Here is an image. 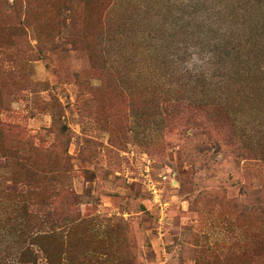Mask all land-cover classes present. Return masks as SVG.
Masks as SVG:
<instances>
[{
    "label": "rangeland",
    "instance_id": "1",
    "mask_svg": "<svg viewBox=\"0 0 264 264\" xmlns=\"http://www.w3.org/2000/svg\"><path fill=\"white\" fill-rule=\"evenodd\" d=\"M0 264H264V0H0Z\"/></svg>",
    "mask_w": 264,
    "mask_h": 264
},
{
    "label": "trees",
    "instance_id": "2",
    "mask_svg": "<svg viewBox=\"0 0 264 264\" xmlns=\"http://www.w3.org/2000/svg\"><path fill=\"white\" fill-rule=\"evenodd\" d=\"M215 58H216L215 55H212V56L210 55V56H208V57H207V63H206V64H207L208 66H211V65H212V67H215V66H216V60H215ZM174 62H175V61H174ZM174 62H173V64H175ZM224 68H225V67H223V68H221V69H224ZM213 69H214V68H213ZM214 70H216V68H215ZM195 82L198 83V82H200V81H199V79H196ZM193 94H194V93H193ZM195 94H196V93H195ZM203 95H204V94H203ZM203 95H202V96H203Z\"/></svg>",
    "mask_w": 264,
    "mask_h": 264
}]
</instances>
